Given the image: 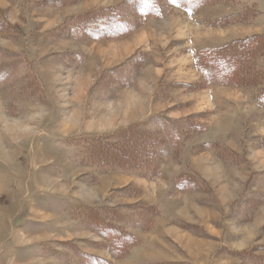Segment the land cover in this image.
Segmentation results:
<instances>
[{"label": "rangeland", "instance_id": "obj_1", "mask_svg": "<svg viewBox=\"0 0 264 264\" xmlns=\"http://www.w3.org/2000/svg\"><path fill=\"white\" fill-rule=\"evenodd\" d=\"M188 1L0 0V264H264V0Z\"/></svg>", "mask_w": 264, "mask_h": 264}, {"label": "trees", "instance_id": "obj_2", "mask_svg": "<svg viewBox=\"0 0 264 264\" xmlns=\"http://www.w3.org/2000/svg\"><path fill=\"white\" fill-rule=\"evenodd\" d=\"M174 1V0H173ZM190 1V0H189ZM188 1V3H187V5L188 6H193V5H196L197 3L198 4H203L205 1H207V0H194V4L193 3H190ZM152 7V6H151ZM239 46V44H234L233 45V48H236V47H238ZM243 47H238L237 48V50L238 51H241L242 52V54L240 53L239 55H236V57L237 56H239L240 58H236L235 56H234V58H236L237 59V63L236 64H234V65H232V67H231V69H230V78L232 79V81H236V79H233L234 77H236L237 75H238V70H240L242 67V62L244 61V60H246L248 57H250L251 55H253L256 51H261L260 49H264V46L263 47H260V48H254V46L253 45H251V46H253V47H251V46H244V45H242ZM252 53V54H251ZM212 55H206L205 57V59L203 60L205 63H207V62H209V61H211V63H213L214 65L216 64V61H214L213 60V58L211 57ZM214 57V56H213ZM241 59V60H240ZM247 61V60H246ZM245 62V61H244ZM243 62V63H244ZM212 72V71H211ZM213 73H215V72H213ZM230 79V80H231ZM229 80V79H228ZM101 147L102 148H104L105 146L103 145H101Z\"/></svg>", "mask_w": 264, "mask_h": 264}]
</instances>
